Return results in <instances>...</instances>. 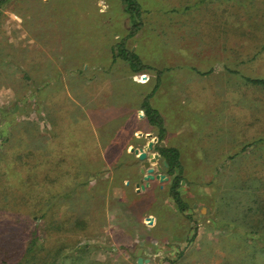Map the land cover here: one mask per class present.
Returning <instances> with one entry per match:
<instances>
[{
	"label": "rangeland",
	"instance_id": "374dc122",
	"mask_svg": "<svg viewBox=\"0 0 264 264\" xmlns=\"http://www.w3.org/2000/svg\"><path fill=\"white\" fill-rule=\"evenodd\" d=\"M136 1L140 18L121 0L2 1L0 150L28 151L9 179L20 186L35 169L42 184L31 210L48 206L39 190L59 200L74 191L57 219L86 215L87 225L48 231L46 252L63 250L49 263L137 264L142 250L152 264H264L243 231L264 183V85L248 81L264 79V0ZM123 40L144 71L114 58ZM152 89L167 134L155 129L151 153L162 141L180 151L184 213L164 159L168 179L146 181L131 152L148 144L133 131L148 127L138 107Z\"/></svg>",
	"mask_w": 264,
	"mask_h": 264
},
{
	"label": "trees",
	"instance_id": "16d2710c",
	"mask_svg": "<svg viewBox=\"0 0 264 264\" xmlns=\"http://www.w3.org/2000/svg\"><path fill=\"white\" fill-rule=\"evenodd\" d=\"M121 2L126 12L130 14L136 13L138 14V18H140V14L142 16V9H140L136 0H121ZM134 19H136V17ZM136 23L137 24H133L131 28L132 32L130 33V37L136 35L143 27L142 21L141 23ZM112 51L114 58H120L127 62L130 70L134 74L140 73L147 68L138 55L124 45V40L121 41L117 47L114 46ZM248 81L253 84L264 85V79H249ZM150 98L151 95H147L140 105V108L144 111L148 122L152 126L157 127L159 138L163 140L167 134L164 118L160 111L151 105ZM259 141L260 140H257L253 144L244 146L242 150H246L249 146ZM158 151L161 157L168 163V174L174 177L170 191L171 196L175 200L180 211L184 213L187 211L188 205L182 200L181 193L178 189L181 184V175L183 173L180 151L175 147L168 146H159ZM26 155H28V151L25 150L17 154L11 153L10 149L8 153L7 151L1 152L0 150V255L2 256L0 262L3 264H50L51 251L55 252L57 257V259L55 257V261H57L63 250L61 249L60 243H55L50 246L51 250L46 252L48 231L51 229L57 231L75 230L79 224H83V222L85 224L87 223V221L85 222L86 215L83 214L78 217L75 211L70 210L67 212L68 214H65V220L57 219V212L62 206L68 205L66 198L69 200L75 196L74 191L64 194L62 198L65 200H59L58 198L60 196L58 197V193H50L47 197L45 196L43 198L44 192L43 190H39L40 193L38 192L39 194L36 195L38 205L48 204L50 207L54 205V218L48 213L50 209L48 206L47 208H45V206L43 208L42 206L37 210H31L30 205L34 198L33 195L38 191L36 188L42 184L41 178L34 171L35 169H32L29 175L22 180L20 186L11 183L9 179V170L11 166ZM54 162L55 161H50L48 164L57 167ZM35 167H37V163H35ZM50 169H52V167H50ZM56 172H59V169H56ZM50 174L51 173L45 175L44 181L48 179V182L53 181ZM252 180L253 179L247 178L243 180V183L251 181V184H249L251 189ZM260 184L261 187H256L253 184L255 190H261L262 192L260 199L256 200L258 203L257 208L254 210L252 209V214L255 219L252 224L246 226L247 228H243V231L245 236L252 240L259 250H264V191H262L264 190V188H262L264 183L260 181ZM35 215H39V218H35ZM73 219H75V221L74 224L71 225L70 221ZM64 258L65 257H63L62 261H64Z\"/></svg>",
	"mask_w": 264,
	"mask_h": 264
},
{
	"label": "water",
	"instance_id": "95a60500",
	"mask_svg": "<svg viewBox=\"0 0 264 264\" xmlns=\"http://www.w3.org/2000/svg\"><path fill=\"white\" fill-rule=\"evenodd\" d=\"M141 116L144 115L142 114ZM147 136L151 138L152 135L148 134ZM157 141L158 138H154L150 140L148 144L145 145L144 147H139V148L132 147L131 149V152H134L137 155L138 160L141 162V165L143 166V168L141 169V173L144 174V179L146 181H150L154 179H159L160 181H164L168 179V177L163 173L164 172L163 167L159 164L161 155L159 153H151V150L154 149ZM160 146L166 147V143L162 141L160 142ZM153 164H156V169L158 171L157 174H154L156 171ZM163 165L165 168H167L168 167L167 161L164 160ZM148 185L149 183L143 185L137 184V187H141L142 189H145L146 186ZM148 219L150 220V223H152L151 218ZM137 257H138L137 264H152L149 259L143 258L142 250L138 251ZM157 257L159 258V256Z\"/></svg>",
	"mask_w": 264,
	"mask_h": 264
},
{
	"label": "crops",
	"instance_id": "0c3cea01",
	"mask_svg": "<svg viewBox=\"0 0 264 264\" xmlns=\"http://www.w3.org/2000/svg\"><path fill=\"white\" fill-rule=\"evenodd\" d=\"M214 62L216 63L217 62V60L215 59L214 60ZM211 67H212V65H211ZM206 73H207V76L209 75V73L211 72V70H209V71H205ZM155 94V90H151L150 91V93H148V94H146V95H144L142 98H141V104H142V102L144 101V99H145V97L147 96V95H154ZM152 96H151V98H150V102H151V100H152ZM151 105H152V103H151ZM153 106V105H152ZM154 107V106H153ZM138 108H140V107H138ZM156 108V107H155ZM141 109V108H140ZM157 109V108H156ZM142 110V109H141ZM143 111V110H142ZM144 112V111H143ZM144 116H145V113L143 114ZM144 116H142V117H144ZM144 120L146 121V123H147V126L148 127H146V128H141V129H136V130H134L133 131V134H137V132H139L140 134H141V137L143 138V137H145V135L147 136L148 134H151L152 136L154 135V133L153 132H155V129H157V127H155V126H152L149 122H148V120L146 119V117H144ZM143 120V121H144ZM139 134V135H140ZM154 138H157V137H155V135H154ZM153 137H151V139L149 138V141L150 140H152V139H154ZM148 141V142H149Z\"/></svg>",
	"mask_w": 264,
	"mask_h": 264
},
{
	"label": "built area",
	"instance_id": "2783aa9c",
	"mask_svg": "<svg viewBox=\"0 0 264 264\" xmlns=\"http://www.w3.org/2000/svg\"><path fill=\"white\" fill-rule=\"evenodd\" d=\"M3 11V3L2 0H0V13Z\"/></svg>",
	"mask_w": 264,
	"mask_h": 264
}]
</instances>
